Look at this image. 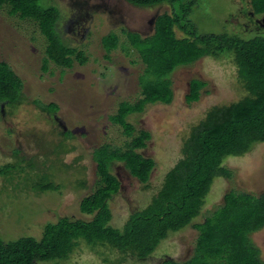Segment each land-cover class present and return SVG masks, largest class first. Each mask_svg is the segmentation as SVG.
<instances>
[{"label": "rangeland", "instance_id": "1", "mask_svg": "<svg viewBox=\"0 0 264 264\" xmlns=\"http://www.w3.org/2000/svg\"><path fill=\"white\" fill-rule=\"evenodd\" d=\"M192 2L190 21L201 34H236L245 40L264 37V15L252 13L250 0ZM41 3L44 7L57 8L60 13L57 31L62 41L74 50L72 67H56L47 61L46 41L36 25L31 20L8 15L7 8H0V62L6 63L23 83L20 103L5 107L0 113V166L14 162L12 154L18 151L26 160L36 158L37 165L29 175L45 172L49 181L61 187L57 191L35 192L24 188L15 173L11 180L0 176V237L5 242L29 236L38 240L43 227L60 218L91 219L81 215L78 207L95 188L97 176L92 153L104 144L125 150L124 144L130 138L109 117L115 114L120 102L137 103L141 99L138 78L145 65L126 34L148 37L153 33L155 19L172 12L168 4L137 7L124 0H42ZM109 34L116 35L117 42L107 52L101 40ZM176 36L180 38L182 34L176 30ZM77 55L81 61H77ZM191 80L204 86L199 101L187 104L185 96ZM170 81L173 99L169 105H148L142 113L128 119L135 127L134 136L140 130L149 132L150 139L138 152L151 159L154 167L149 188L144 190L121 163L111 165L110 173L120 183L118 194L108 201L109 225L114 228L121 229L130 214L143 209L157 193L166 173L181 158L182 142L192 126L211 107L236 102L246 95L228 58H202L189 66L178 67L170 75ZM35 101L54 104L56 111L43 112ZM61 138L67 152L42 158L43 146L49 149V143L56 145ZM223 167L228 170L229 178L214 180L200 215L191 225L169 234L145 261L131 257L121 261L114 251L91 250L80 244L65 261L36 264H161L166 259L187 260L197 236L193 225L209 216L222 203L225 193L255 196L264 193V143L255 144L241 157L226 158ZM251 240L264 262V229L252 234Z\"/></svg>", "mask_w": 264, "mask_h": 264}, {"label": "trees", "instance_id": "2", "mask_svg": "<svg viewBox=\"0 0 264 264\" xmlns=\"http://www.w3.org/2000/svg\"><path fill=\"white\" fill-rule=\"evenodd\" d=\"M41 1L0 0V8H7L8 15L31 20L46 41L47 61L56 67L71 68L74 50L62 41L57 31L60 13L53 6L44 7ZM124 1L137 7L168 4L172 9L170 14L164 13L155 19L152 35L141 38L136 33L126 34L145 65L138 78L141 99L137 103L120 102L109 120L118 125L130 141L124 144L123 151L107 144L93 151L95 188L78 207L81 215L91 216L90 220L60 218L55 223H47L38 240L29 236L5 242L0 237V264L65 261L80 244L91 250L114 251L121 261L127 257L145 261L169 234L191 225L200 215L214 180L229 178L228 170L223 167L226 158L241 157L255 144L264 143V37L245 40L236 34L197 32L190 21L192 0ZM250 4L255 16L264 15V0H250ZM181 15L183 18H179ZM176 30L182 37L177 38ZM116 42L114 34L101 40L107 52L116 47ZM202 58L231 59L246 95L236 102L211 107L190 129L182 142L181 158L166 173L150 202L130 214L121 229L112 227L108 201L118 194L120 183L110 173L111 165L121 163L144 190L149 188L154 167L151 159L138 152L145 148L150 134L140 130L134 136L135 127L128 121L129 117L142 113L148 105H169L173 99L170 75L176 68L189 66ZM76 59L81 61L80 55ZM203 86L202 82L191 80L185 102L199 101ZM22 90L19 77L6 63L0 62V113L5 107L20 103ZM34 104L49 114L56 111L54 104H37L36 101ZM63 139L56 145L49 143V149L43 146L45 153L41 157L66 153ZM12 155L15 161L0 166V176L11 180L15 173L24 188L35 192L57 191L61 187L49 181L45 172L29 175L37 165L36 158L26 160L18 151ZM20 173L25 175L21 177ZM193 227L197 236L192 255L183 262L166 259L161 264H264L260 250L251 240L252 234L264 229V193L255 196L229 191L224 194L222 203Z\"/></svg>", "mask_w": 264, "mask_h": 264}]
</instances>
